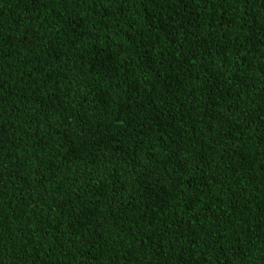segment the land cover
Segmentation results:
<instances>
[{
  "label": "trees",
  "instance_id": "trees-1",
  "mask_svg": "<svg viewBox=\"0 0 264 264\" xmlns=\"http://www.w3.org/2000/svg\"><path fill=\"white\" fill-rule=\"evenodd\" d=\"M0 264H264V0H0Z\"/></svg>",
  "mask_w": 264,
  "mask_h": 264
},
{
  "label": "rangeland",
  "instance_id": "rangeland-1",
  "mask_svg": "<svg viewBox=\"0 0 264 264\" xmlns=\"http://www.w3.org/2000/svg\"><path fill=\"white\" fill-rule=\"evenodd\" d=\"M61 1V0H58ZM51 18L58 22V24L61 26V30L63 33L66 34V36L69 38L70 36V29L66 26L68 23V19L70 18V13L66 12L62 7L55 6V9H52ZM74 44L70 43V46L72 47ZM29 59L31 61H35L37 59L35 53H29Z\"/></svg>",
  "mask_w": 264,
  "mask_h": 264
}]
</instances>
